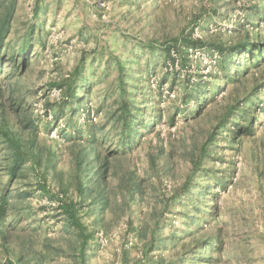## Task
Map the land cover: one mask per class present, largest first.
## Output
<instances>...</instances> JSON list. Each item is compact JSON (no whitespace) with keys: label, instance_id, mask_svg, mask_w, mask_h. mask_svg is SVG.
<instances>
[{"label":"rangeland","instance_id":"374dc122","mask_svg":"<svg viewBox=\"0 0 264 264\" xmlns=\"http://www.w3.org/2000/svg\"><path fill=\"white\" fill-rule=\"evenodd\" d=\"M262 3L0 0V264H264V90L211 131Z\"/></svg>","mask_w":264,"mask_h":264},{"label":"trees","instance_id":"16d2710c","mask_svg":"<svg viewBox=\"0 0 264 264\" xmlns=\"http://www.w3.org/2000/svg\"><path fill=\"white\" fill-rule=\"evenodd\" d=\"M255 8L258 10L256 16L260 15L264 8V3L255 5ZM254 18L255 17H253V19ZM10 20V11L4 13L0 18V52L4 50L2 44L9 33ZM250 24L254 26V20ZM219 52L222 54V69L225 72L224 87L226 88L228 85L231 87L226 94V97L223 98L224 102L218 103V105L213 107L214 109L211 116L213 117V122L215 124L213 123L211 131L215 137L218 136L220 131H230L234 127L235 132L245 129V127L239 125V122L244 119L248 110V104L261 95L264 90V82L260 83V78L257 74L251 73L249 76L247 75V72L243 71V69L246 65H252L255 68H259L261 67L259 61L261 60H263L262 64L264 65V38L259 42H253L248 38V35L245 34L243 38H239L236 42H233V44L224 48L221 47ZM248 79H250V82L252 83L251 87L247 86L246 82ZM214 91L213 88L211 91H208L206 95L204 94L207 98L206 102L209 103L213 100V97L211 100L208 99ZM202 92L203 89H196L194 99L196 107L193 109L194 119L199 117V112L202 109L200 103ZM126 122L127 124L125 125L127 127L133 122L130 113L127 114L125 123ZM75 130L78 132L80 131L78 128H75ZM232 132H230L229 135H231ZM127 136H131V133L127 134ZM204 264H212V261L205 262Z\"/></svg>","mask_w":264,"mask_h":264}]
</instances>
